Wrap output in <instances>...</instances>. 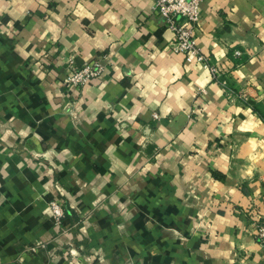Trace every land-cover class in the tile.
Segmentation results:
<instances>
[{
    "label": "crops",
    "instance_id": "crops-1",
    "mask_svg": "<svg viewBox=\"0 0 264 264\" xmlns=\"http://www.w3.org/2000/svg\"><path fill=\"white\" fill-rule=\"evenodd\" d=\"M153 5L0 0V264H264V0H202L233 97Z\"/></svg>",
    "mask_w": 264,
    "mask_h": 264
},
{
    "label": "built area",
    "instance_id": "built-area-1",
    "mask_svg": "<svg viewBox=\"0 0 264 264\" xmlns=\"http://www.w3.org/2000/svg\"><path fill=\"white\" fill-rule=\"evenodd\" d=\"M201 5L202 0H154L153 9L163 19L166 27L173 31L175 35V39L171 42L173 49L183 54L186 61L197 62L209 69L218 81L224 84L228 95L233 97L235 93L227 87V82L219 79L228 72V68L216 62L200 45L197 31L201 19ZM102 58V55H98L81 66L72 63L63 81L64 85L78 90L100 78L105 69ZM240 95L242 97V94L238 96ZM51 204V211L59 224L65 217L62 203L55 200ZM255 225L257 236L264 244V215H257Z\"/></svg>",
    "mask_w": 264,
    "mask_h": 264
},
{
    "label": "rangeland",
    "instance_id": "rangeland-1",
    "mask_svg": "<svg viewBox=\"0 0 264 264\" xmlns=\"http://www.w3.org/2000/svg\"><path fill=\"white\" fill-rule=\"evenodd\" d=\"M59 199H60V200H58V199L50 200V202H49V204H50V205H49L50 209H51V206H52L51 202H53V201H55V200H58V201H60V202L62 203L61 206L63 207V210H64V211H66V208H67V207L73 209V208L70 206V204L68 203L67 197L63 196V194H61V196L59 197ZM102 205H103V201L97 203L96 206H95V208L93 209V211L100 210V208H101ZM75 209H76L77 211H79V213H80V215H81V216H80L81 220H82V217H83L84 219L87 217V215L84 213V211H83L82 209H80L79 207H76ZM73 210H74V209H73ZM121 210L124 212V211H125V207L122 206V207H121ZM54 219H55V217H54ZM55 223L58 224L57 221H56V219H55Z\"/></svg>",
    "mask_w": 264,
    "mask_h": 264
},
{
    "label": "trees",
    "instance_id": "trees-1",
    "mask_svg": "<svg viewBox=\"0 0 264 264\" xmlns=\"http://www.w3.org/2000/svg\"><path fill=\"white\" fill-rule=\"evenodd\" d=\"M69 213H70V214H71V213H75V210H73V209L67 207V208H66V211H65V215L67 216Z\"/></svg>",
    "mask_w": 264,
    "mask_h": 264
}]
</instances>
